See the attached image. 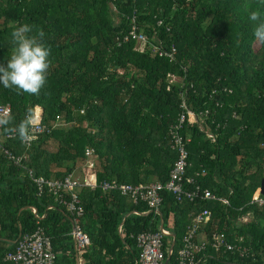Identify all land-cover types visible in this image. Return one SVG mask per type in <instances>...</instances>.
<instances>
[{"label":"trees","instance_id":"16d2710c","mask_svg":"<svg viewBox=\"0 0 264 264\" xmlns=\"http://www.w3.org/2000/svg\"><path fill=\"white\" fill-rule=\"evenodd\" d=\"M252 11L264 14V5L259 0H0V65L10 58V34L19 24L43 29L51 48L47 82L38 96L17 95L0 84V105H9L15 124L27 108L37 107L40 123L51 130L25 150L16 135L5 139L1 129V144L12 155H24L22 166L32 177L47 180L82 166L86 148L95 157L97 186L74 190L83 209L79 225L89 239L82 264H134V237L159 225L168 232L164 260L174 241L167 263L174 264L178 242L199 209L210 213L199 230L205 238L216 232L227 240L235 235L252 255L239 258L206 248L194 264H264V210L251 202L264 179V44L253 35ZM132 14L150 44L175 47L173 61L139 53L130 41L116 46ZM168 74L175 76L174 84H167ZM220 88L230 94L209 100V92ZM182 100L195 115L209 112L183 125L182 134L190 138L185 175L197 172L196 184L227 204L177 203L163 191L154 214L117 191H101L102 182L166 181L175 159L167 127L182 111ZM58 118L60 125L52 128ZM206 132L215 135L213 141ZM34 215L43 216L39 225L50 238L55 264H75L74 217L45 191L37 196L26 170L0 155V258L13 251L19 235L34 230Z\"/></svg>","mask_w":264,"mask_h":264},{"label":"built area","instance_id":"2783aa9c","mask_svg":"<svg viewBox=\"0 0 264 264\" xmlns=\"http://www.w3.org/2000/svg\"><path fill=\"white\" fill-rule=\"evenodd\" d=\"M127 19L129 20L127 30L125 34L115 39L116 46L130 41L135 44L133 50L139 53L149 51L151 54L155 53L157 57L165 58L169 62L174 60L176 49L173 45L168 50H164L160 47V44H150L141 28L136 27L134 15L132 14ZM159 24L160 21H157L156 25ZM175 82V76L168 74L167 84H174ZM188 88H191V85H188ZM220 90H211L207 96L208 99L214 98V95H218L220 92L230 94V90L226 88H220ZM214 105L221 107V103L215 102ZM179 108L182 111L176 116L174 122L167 127V146L175 154V159L170 167L166 181L163 183L153 181L146 185L136 186L125 183L117 184L114 181L102 182L99 185L101 191H117L120 196L126 198L132 204H144L147 210L154 214H158L162 201L161 192L163 191L171 194L177 203L187 202L193 204L195 201H218L224 205L227 204L225 199L215 197L208 189L196 184L194 177L199 175L197 172L193 174L194 177L185 175L187 169L190 168V164L187 162V146L190 143V138L182 134L183 125L186 121L188 125L191 122H198L202 115L206 117L209 112L204 110L195 115L185 107L183 100L180 102ZM5 111L10 113L9 105H0V114ZM33 112L35 120L31 128L32 139L29 142H21L20 140V144L25 150L29 148L38 135L47 134L51 130V128L40 123V110L34 107ZM79 113L82 114L83 109H80ZM231 117H236L234 112L231 113ZM188 119L191 121H188ZM60 123L58 118V121L54 123L52 128L59 126ZM198 128L199 130L201 129L199 126ZM12 137L14 135H4L5 139ZM205 137L213 141L215 135L206 132ZM0 155L8 159L14 166L26 170L34 185L37 196H40L45 191L58 206L63 207L67 213L74 217L70 231L72 248L77 256L83 254L89 245V239L79 225V218L83 214V209L74 190L82 187L92 190L97 186L95 173H93V161L95 157L92 150L88 148L84 150L86 162L81 180L72 175H67L62 179L50 180L44 179L41 176L32 177L31 172L22 166V161L25 159L24 155H12L10 150L3 146L1 142ZM251 202L264 210V198L259 195L258 188L252 194ZM31 211L34 214V210L31 209ZM34 216L36 218L34 230L29 234L19 235L17 240H15L13 251L6 252L0 258V264H55L56 255L52 251L50 238L44 234L42 227L39 225L40 217ZM209 217L210 213L207 209H199L192 216L190 223L186 226L185 232L178 242L174 264H194L196 255L204 252L206 248L211 249L214 253L234 254L239 258H247L252 255L249 248L243 245L242 238L235 237V235H232V240H227L224 233L216 232L211 234L208 239L205 237L197 239L201 226L207 222ZM246 219L247 217H242L239 221L245 222ZM165 236H168V232L162 228L155 232L138 233L134 237L135 248L137 250L134 264H162L164 261L162 240ZM165 253H169L168 249Z\"/></svg>","mask_w":264,"mask_h":264},{"label":"clouds","instance_id":"9594fccd","mask_svg":"<svg viewBox=\"0 0 264 264\" xmlns=\"http://www.w3.org/2000/svg\"><path fill=\"white\" fill-rule=\"evenodd\" d=\"M264 5V0H259ZM249 21L253 22V35L256 41L264 44V14L260 11L249 13ZM12 50L7 64L0 65V84L5 89L15 90L17 95L38 96L47 82V74L51 67L49 59L51 48L45 42L43 29H35L29 23H22L11 31ZM37 108V107H36ZM35 114L27 108L24 118L19 124L8 112L0 114V129L5 134L16 135L21 142L32 139L31 128Z\"/></svg>","mask_w":264,"mask_h":264},{"label":"crops","instance_id":"0c3cea01","mask_svg":"<svg viewBox=\"0 0 264 264\" xmlns=\"http://www.w3.org/2000/svg\"><path fill=\"white\" fill-rule=\"evenodd\" d=\"M39 109V108H38ZM86 162V160H85ZM85 162L82 166H80L79 168H77L73 173H71L70 175H72L73 177L75 178H78L79 180H81V178L83 177V174H84V168H85ZM94 162V161H93ZM93 173H95V169H94V165H93ZM63 208V207H62ZM66 211V210H65ZM43 216L40 215V219L42 218ZM169 220V221H168ZM167 220V228H170L171 227V224H172V217L170 216ZM160 227L162 228L161 225L158 226V229H160ZM204 238V235L202 233V231H199L198 235H197V239H202ZM76 256V260H75V264H82L83 263V260L81 258V256Z\"/></svg>","mask_w":264,"mask_h":264},{"label":"water","instance_id":"95a60500","mask_svg":"<svg viewBox=\"0 0 264 264\" xmlns=\"http://www.w3.org/2000/svg\"><path fill=\"white\" fill-rule=\"evenodd\" d=\"M258 193H259L260 196H262L264 198V179L260 180V182H259ZM71 227H72V223H71ZM173 243H174V241L172 240L171 244H170V246L168 248L169 253L166 254V258H165V260L163 261L162 264H167L168 263L169 256H170V251L172 249Z\"/></svg>","mask_w":264,"mask_h":264},{"label":"rangeland","instance_id":"374dc122","mask_svg":"<svg viewBox=\"0 0 264 264\" xmlns=\"http://www.w3.org/2000/svg\"><path fill=\"white\" fill-rule=\"evenodd\" d=\"M169 221V220H168Z\"/></svg>","mask_w":264,"mask_h":264}]
</instances>
